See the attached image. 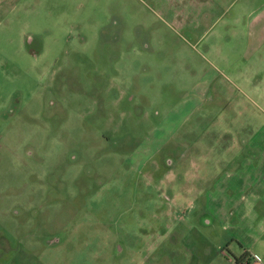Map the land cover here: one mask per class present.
I'll return each instance as SVG.
<instances>
[{
  "label": "rangeland",
  "instance_id": "1",
  "mask_svg": "<svg viewBox=\"0 0 264 264\" xmlns=\"http://www.w3.org/2000/svg\"><path fill=\"white\" fill-rule=\"evenodd\" d=\"M261 149L264 0H0V264H264Z\"/></svg>",
  "mask_w": 264,
  "mask_h": 264
},
{
  "label": "crops",
  "instance_id": "2",
  "mask_svg": "<svg viewBox=\"0 0 264 264\" xmlns=\"http://www.w3.org/2000/svg\"><path fill=\"white\" fill-rule=\"evenodd\" d=\"M185 152L183 154H185V158L187 156H189V160L187 159H182L179 158L178 161H171L170 164V170H168L169 175H171V173H173L176 169H179L180 167H182L184 161H186L184 163V168L189 169V174L191 173V169L195 167V169L197 168V166L199 167V169H201V167L199 165H197L194 162V159L191 158V154L193 152H197V149L195 148V146L192 145H188V146H184ZM200 153H204L203 151H200ZM248 154L246 157L247 159V174L246 175H242L239 176L238 175L235 177V179H238L235 182H238L239 185H247L248 189H249V195H251V198L254 199V204H256L257 202L264 200V164L260 161H256L257 156H259V158H263L264 157V149H261L260 151L256 150H250L248 151ZM182 174L178 175L179 180L177 181H183L182 178ZM224 188H229L227 186H229L227 183L226 184H222L221 185ZM264 203V202H263ZM256 207H254L255 209ZM264 209H262V211L258 214V218H262L264 216Z\"/></svg>",
  "mask_w": 264,
  "mask_h": 264
},
{
  "label": "flooded vegetation",
  "instance_id": "3",
  "mask_svg": "<svg viewBox=\"0 0 264 264\" xmlns=\"http://www.w3.org/2000/svg\"><path fill=\"white\" fill-rule=\"evenodd\" d=\"M60 243V240L59 239H56V241H54L52 244H50V245H53L54 243Z\"/></svg>",
  "mask_w": 264,
  "mask_h": 264
},
{
  "label": "trees",
  "instance_id": "4",
  "mask_svg": "<svg viewBox=\"0 0 264 264\" xmlns=\"http://www.w3.org/2000/svg\"><path fill=\"white\" fill-rule=\"evenodd\" d=\"M245 260V258L244 259H242V261H244Z\"/></svg>",
  "mask_w": 264,
  "mask_h": 264
}]
</instances>
